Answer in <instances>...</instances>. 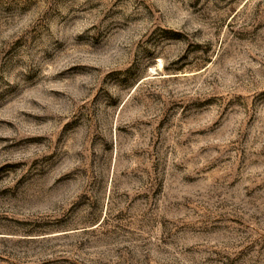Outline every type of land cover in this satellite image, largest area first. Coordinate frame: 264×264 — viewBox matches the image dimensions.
<instances>
[{
	"label": "rangeland",
	"instance_id": "rangeland-1",
	"mask_svg": "<svg viewBox=\"0 0 264 264\" xmlns=\"http://www.w3.org/2000/svg\"><path fill=\"white\" fill-rule=\"evenodd\" d=\"M0 264H264V0H0Z\"/></svg>",
	"mask_w": 264,
	"mask_h": 264
}]
</instances>
